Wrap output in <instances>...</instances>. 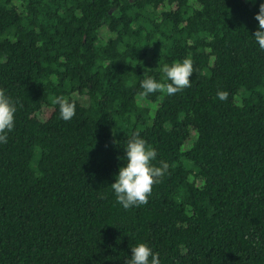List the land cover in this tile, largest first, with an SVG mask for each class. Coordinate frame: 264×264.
<instances>
[{
  "label": "trees",
  "instance_id": "16d2710c",
  "mask_svg": "<svg viewBox=\"0 0 264 264\" xmlns=\"http://www.w3.org/2000/svg\"><path fill=\"white\" fill-rule=\"evenodd\" d=\"M262 2L0 0V89L17 104L0 264H126L140 243L160 264H264ZM185 58L191 87L141 95ZM133 133L169 167L125 210L110 185Z\"/></svg>",
  "mask_w": 264,
  "mask_h": 264
},
{
  "label": "clouds",
  "instance_id": "9594fccd",
  "mask_svg": "<svg viewBox=\"0 0 264 264\" xmlns=\"http://www.w3.org/2000/svg\"><path fill=\"white\" fill-rule=\"evenodd\" d=\"M255 19L258 21V27L252 37L257 47L264 51V2L260 4ZM160 71L167 83L157 81L151 76L141 80L139 86L143 90L141 92L143 97L157 92L171 96L191 87L190 77L194 72L191 59L185 58L173 64L165 63L160 66ZM218 98L221 101L226 100L227 93H218ZM53 104L58 106L62 120H71L76 114V104L62 96L56 97ZM16 111V101L7 95L4 89H0V145L8 143V134L15 126ZM124 150L125 155L121 158L124 165L119 167L110 186L116 202L127 210L147 204L153 185L165 175L169 165L163 160L159 161L158 166L153 163L158 153L156 149L147 145L139 133L132 134ZM126 264H160V254L154 252L146 243H140L131 247L130 259Z\"/></svg>",
  "mask_w": 264,
  "mask_h": 264
}]
</instances>
